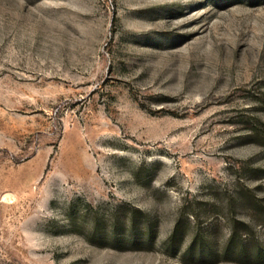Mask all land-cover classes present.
Instances as JSON below:
<instances>
[{"label":"rangeland","instance_id":"rangeland-1","mask_svg":"<svg viewBox=\"0 0 264 264\" xmlns=\"http://www.w3.org/2000/svg\"><path fill=\"white\" fill-rule=\"evenodd\" d=\"M0 264H264V0H0Z\"/></svg>","mask_w":264,"mask_h":264}]
</instances>
